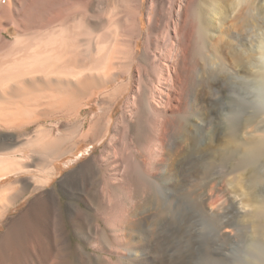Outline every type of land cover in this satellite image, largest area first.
<instances>
[{
	"label": "bare ground",
	"instance_id": "1",
	"mask_svg": "<svg viewBox=\"0 0 264 264\" xmlns=\"http://www.w3.org/2000/svg\"><path fill=\"white\" fill-rule=\"evenodd\" d=\"M25 114H54L51 142L45 128L21 139ZM0 132V223L48 152L51 177L70 159L87 198L69 211L81 240L144 259L138 246L174 224L216 264L217 242L244 229V264H264V0H0ZM12 231L0 264H57Z\"/></svg>",
	"mask_w": 264,
	"mask_h": 264
},
{
	"label": "rangeland",
	"instance_id": "2",
	"mask_svg": "<svg viewBox=\"0 0 264 264\" xmlns=\"http://www.w3.org/2000/svg\"><path fill=\"white\" fill-rule=\"evenodd\" d=\"M15 35L14 29H11L9 37L13 39ZM46 104L44 101L39 103V112H44L47 108ZM122 106L123 104L117 115H120ZM25 115L28 125L21 133V139L26 141L28 134L31 135L36 130L45 128L50 131V137L46 143L51 142L54 138L52 128L57 119L54 114ZM9 133L13 135L14 132ZM0 134L7 135L8 133L0 132ZM43 146L40 145V150ZM91 151H93L92 145H83L75 159L84 160ZM94 152L98 154V148ZM69 160L65 159L61 163L63 170L55 178L50 174L52 158L48 152H40L34 161L25 163L27 170L35 169V177L24 174L19 182L18 191L10 193L6 210H4L5 220L4 223H0V234L13 229L16 240L21 243L50 244L57 264H183L184 259L191 264H199L203 258L207 257L206 243L179 236L177 225L174 224L165 230V238L160 242L138 246V254L145 253L144 259L139 255L126 258V253L111 243L95 244L81 240L74 234L71 227L69 211L74 202L79 203L84 209L87 208L88 202L86 196L82 194L76 196L70 190L67 180L70 168L64 165ZM158 223L157 220L153 224ZM200 227H202V222L196 221L192 231ZM96 232V227L93 226L83 230L82 234L93 235ZM245 234V230L241 229L239 240L229 244L217 242L215 245V255H218L215 256L216 264H244L243 255L247 246ZM38 254L45 257L42 250Z\"/></svg>",
	"mask_w": 264,
	"mask_h": 264
}]
</instances>
